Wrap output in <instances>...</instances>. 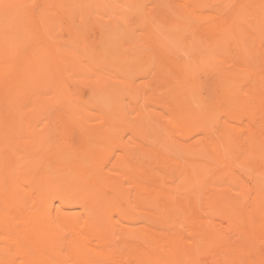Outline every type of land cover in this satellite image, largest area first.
<instances>
[{"label":"rangeland","instance_id":"1","mask_svg":"<svg viewBox=\"0 0 264 264\" xmlns=\"http://www.w3.org/2000/svg\"><path fill=\"white\" fill-rule=\"evenodd\" d=\"M223 5L226 18L237 14V23L252 24L264 2ZM214 7L198 16L182 0H0V264H42L46 210L49 220L82 226L91 217L80 200H95L110 226L141 242L139 226L190 231L193 220L172 200L198 196L199 209L215 213L220 245L236 242V223L208 200L212 188L235 199L244 218L254 214V239L264 257V168L255 162L264 156L257 132L264 134V40L239 29L256 70L243 82L254 116H222L230 143L223 158L205 144L192 149L173 142L225 136L222 128L173 130L180 123L172 88L180 82L181 61L194 65L197 87L208 82L197 93L206 109L225 103L212 90L217 64L240 71L233 43L219 40L210 25ZM250 136L261 157L252 152ZM200 159L208 187L197 191L202 180L187 179L179 166ZM154 187L173 197L153 195ZM220 245L211 252L218 261L229 254ZM66 260L72 261L68 254Z\"/></svg>","mask_w":264,"mask_h":264},{"label":"bare ground","instance_id":"2","mask_svg":"<svg viewBox=\"0 0 264 264\" xmlns=\"http://www.w3.org/2000/svg\"><path fill=\"white\" fill-rule=\"evenodd\" d=\"M182 1L186 8H190V11L198 16L203 10L205 11L207 6L216 5L215 13L208 15V18H214L210 25L216 30L219 40L233 43L235 57L241 66L240 71H229L217 64L216 70L211 73L213 92L221 95L225 100L222 108L215 106L213 109H206L203 106L197 93L202 89H208V82L203 85L202 89L197 87L199 82L191 74L194 65L186 60L181 61L180 82H174L172 88V105H179L176 115L180 119V123L173 124V130L198 127L204 132L212 133L215 129L222 128L225 134L224 137L219 138L207 136L202 139L203 142L195 140L191 143L189 140L186 141L185 137L186 142H183L182 138L178 140L174 137L173 142L192 149H199L205 144L211 150L213 157L220 160L223 158L222 151L230 145L226 136L227 130L221 123L222 116L244 113V111L249 117L254 116V105L243 93V82L247 77L255 75L256 70L247 62V54L241 47L242 38L239 29L248 32L251 38L258 42L264 40V5L257 8L255 22L247 24L241 19L237 23V14H231L229 18L223 15L224 0H200V8L196 6L194 0ZM215 55L218 56V54ZM259 76L264 77L263 74ZM191 77H194L196 81L195 79L193 81ZM187 93L189 96L186 97ZM261 116V123L264 126V107L261 108ZM257 132L264 141V134L258 130ZM185 136L188 137V135ZM250 140L252 152L261 157L263 151L260 144L252 136ZM255 162L262 165L259 170L264 168V156L261 159H255ZM206 166V162L200 159L179 167L187 179L196 182L202 180L198 182V191L208 187L203 184ZM154 180L159 182L156 176ZM151 190L153 195L163 193L167 197H173V193L169 190L155 187ZM208 200H211L213 208L222 210L225 208L228 217L236 223L234 226L238 236L236 242L220 245L221 241H218L220 231L213 226L211 219L215 213L209 211L208 215H205L199 209L201 200L198 196L191 197L189 200H172L175 209L180 214L193 220L190 231L184 232L176 224L139 226L135 229L141 242L128 239L129 234L119 233L110 226L105 210L99 209L95 200H80V203L90 211L91 217L85 219L82 226L70 219L62 218L59 223L49 220L47 217L49 212L46 210L44 230L40 233L46 250L42 264H264V257L262 253L260 254L261 249L254 239L259 232L254 225V214L244 218L238 202H235V199L221 196L215 188L210 189ZM153 201L149 200L151 203ZM141 203L144 204V202ZM185 242L189 244V247H185ZM219 245L229 251V254L218 261V257H212L211 252ZM67 254L72 261L66 260Z\"/></svg>","mask_w":264,"mask_h":264}]
</instances>
